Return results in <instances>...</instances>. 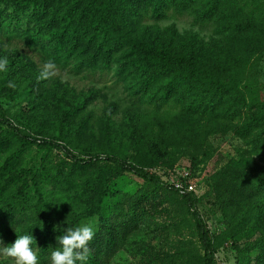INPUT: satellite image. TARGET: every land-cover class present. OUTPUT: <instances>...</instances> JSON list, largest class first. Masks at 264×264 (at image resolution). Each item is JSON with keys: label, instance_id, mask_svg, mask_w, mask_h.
Instances as JSON below:
<instances>
[{"label": "rangeland", "instance_id": "1", "mask_svg": "<svg viewBox=\"0 0 264 264\" xmlns=\"http://www.w3.org/2000/svg\"><path fill=\"white\" fill-rule=\"evenodd\" d=\"M236 6L249 18V34L239 33L242 39L219 69L220 73L230 70L228 61L233 60L232 69L240 73V93L234 92L233 100L217 107L220 121L214 120L216 114H207L197 123L195 118L159 121L151 111L150 98L138 95L135 101L131 97L139 88L131 87L139 75L125 74L118 80L116 66L95 74L76 71L73 62L62 60L70 42L62 40L68 46L56 50L54 42L37 41L32 28L37 29L41 21L30 20V9L18 11L10 0H0V55L9 61L0 72V111L38 140L24 143L0 125V242L11 244L14 231L24 232L33 223L41 194L51 198L53 214L62 206L78 213L99 198L106 184L114 183L149 196L141 205L143 219L107 264H201L191 211L180 194L166 186L152 188L104 161L76 164L49 144L54 141L83 159L118 156L167 185L183 175L193 187L196 208L210 233L218 236L230 227L234 232L232 244L222 239L215 245V264H264V213L260 216L264 174L246 179L248 187H256L251 199L237 193V183L226 182L228 187L222 188L221 172L245 147L238 130L242 120H237L235 112L247 106L249 99L264 101V0H236ZM228 18L240 24L247 21L237 13ZM142 23L140 37L159 47L173 36L191 40L197 33L205 43L215 38L212 27L195 26L188 16L169 14L159 21L145 18ZM26 27L36 46L22 36ZM45 61L52 62L51 75L38 78ZM119 202V208L126 211L125 196L120 195ZM70 221L87 222L77 214H69L64 223ZM0 264L13 262L0 254ZM37 264H50V257H37Z\"/></svg>", "mask_w": 264, "mask_h": 264}, {"label": "trees", "instance_id": "2", "mask_svg": "<svg viewBox=\"0 0 264 264\" xmlns=\"http://www.w3.org/2000/svg\"><path fill=\"white\" fill-rule=\"evenodd\" d=\"M10 2L16 5L18 11L30 9L31 21H41L37 29L32 28L34 33L38 34L35 38L37 41L41 38L42 42L46 40L54 42L56 50L68 46V43L63 41L70 42V48L62 60L73 62L76 71L84 70L95 74L111 71L116 66L118 80L125 74L139 75L138 83L131 86L139 88L131 97L135 98V101H138V95L150 98L149 100L153 101L151 111L159 121L195 118L197 123H201L207 114H216L214 120L220 121L221 119H217V107H220L223 101L233 100L234 92L240 93L241 81L238 78L240 73L237 69H232L233 60L228 61V64L231 62L230 67L228 66L230 70L220 73L219 69L220 64L226 62L227 53H231L236 43L242 39L239 33L249 34V18L237 8L236 0H10ZM64 3L65 5H62ZM62 7H65L63 12ZM236 13L245 16L247 21L240 24L228 18ZM169 14L188 16L192 24L200 28L212 27L214 40L205 43L197 33H194L191 40L173 36L170 43L159 47L156 46V42H151L144 36L140 37L142 21L145 18L159 21L168 18ZM22 36L31 46L37 45V41L31 43L29 27L24 29ZM241 100L245 103L242 95ZM235 115L237 120H242L238 130L245 147L238 151L237 158L221 172V177L225 181L222 188L228 187L226 182L237 183L239 186L237 193L245 199H251L256 194L255 192L253 194L256 187H248L246 179L252 175L264 174V101L252 103L249 99V104L238 107ZM0 125L9 128L13 136L24 143L38 142L35 137L16 127L1 111ZM49 144L62 151L76 164L88 165L104 161L119 172L134 175L152 188L166 186L170 191L180 194L184 205L191 211L196 238L202 251L201 264H215L214 248L219 240L230 241L232 244L234 240L232 227L218 236L210 233L196 208L197 200L192 192L181 193L172 185L165 184L158 176L118 156L96 155L83 159L61 144L54 141H50ZM121 188L116 187L114 183L106 184L99 198L78 213L73 207L62 206L53 214L51 198L42 194L38 196L33 223L25 230L31 232L34 238L33 250L36 251L37 257L39 259L50 257L52 248L58 246L55 238L64 228L78 225L77 221L68 223L64 221L69 214H77L82 220L91 221L95 228L94 237L89 243L86 264H107L126 235L138 227L145 213L141 205L148 202L147 193L136 194ZM120 195L125 196L128 202L126 211L119 208ZM262 213L264 208L260 216Z\"/></svg>", "mask_w": 264, "mask_h": 264}, {"label": "clouds", "instance_id": "3", "mask_svg": "<svg viewBox=\"0 0 264 264\" xmlns=\"http://www.w3.org/2000/svg\"><path fill=\"white\" fill-rule=\"evenodd\" d=\"M9 61L7 56L0 55V72L6 70ZM53 67L51 61H45L38 78H47ZM11 86V82H9ZM11 244L0 242V254L11 258L13 264H37V255L33 250L35 241L31 232L17 234ZM95 234L94 224L91 221L82 222L75 227H66L55 238L57 247L50 252V264H86L89 254V243Z\"/></svg>", "mask_w": 264, "mask_h": 264}, {"label": "built area", "instance_id": "4", "mask_svg": "<svg viewBox=\"0 0 264 264\" xmlns=\"http://www.w3.org/2000/svg\"><path fill=\"white\" fill-rule=\"evenodd\" d=\"M171 185L179 190L181 193L182 192H192L193 191V187L191 185H188L187 182L185 181V177L183 175H179V177H175V180L173 181V183H171Z\"/></svg>", "mask_w": 264, "mask_h": 264}]
</instances>
